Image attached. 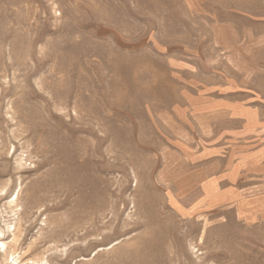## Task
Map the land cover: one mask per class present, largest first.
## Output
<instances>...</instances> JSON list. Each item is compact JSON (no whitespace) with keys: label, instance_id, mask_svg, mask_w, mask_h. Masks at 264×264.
I'll list each match as a JSON object with an SVG mask.
<instances>
[{"label":"rangeland","instance_id":"374dc122","mask_svg":"<svg viewBox=\"0 0 264 264\" xmlns=\"http://www.w3.org/2000/svg\"><path fill=\"white\" fill-rule=\"evenodd\" d=\"M0 264H264V0H0Z\"/></svg>","mask_w":264,"mask_h":264}]
</instances>
